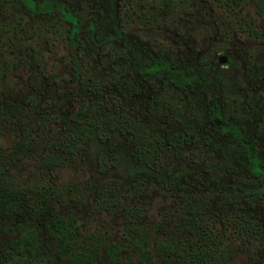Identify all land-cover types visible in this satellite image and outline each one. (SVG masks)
Here are the masks:
<instances>
[{"label":"rangeland","instance_id":"obj_1","mask_svg":"<svg viewBox=\"0 0 264 264\" xmlns=\"http://www.w3.org/2000/svg\"><path fill=\"white\" fill-rule=\"evenodd\" d=\"M61 1L79 21L74 49L65 22L0 0V257L27 218L29 264H264L263 14L251 0ZM134 55L190 67L189 84L146 76ZM214 107L231 122L221 137ZM240 138L254 156L231 169L218 143ZM194 199L205 206L181 225Z\"/></svg>","mask_w":264,"mask_h":264},{"label":"trees","instance_id":"obj_2","mask_svg":"<svg viewBox=\"0 0 264 264\" xmlns=\"http://www.w3.org/2000/svg\"><path fill=\"white\" fill-rule=\"evenodd\" d=\"M23 5L24 14L29 17L34 15H44L51 22L61 20L67 24L65 27V37L68 41L70 48L74 49L76 44L79 42L78 33L80 29L79 21L76 14L71 11L65 3L61 0H17ZM257 7V9L264 16V0H251ZM135 63L139 71L144 72L146 76H152L155 71H163L167 73L168 76L172 78H178L174 82L177 85L189 84V73L191 68L186 67L184 69L182 66L175 65L169 60L162 57H154L150 59H142L139 55H134ZM91 99V98H89ZM93 100V99H91ZM91 104V102L89 101ZM89 105H87L88 107ZM212 115L210 116V124L213 127V134L217 137H221L226 134V132L231 128V122H225L223 116L218 117L216 115L217 109H211ZM72 130L74 132H79L83 136H86L89 141L98 144V140L95 136L93 128L84 123H77ZM178 137V135H177ZM172 138L168 139V143H171ZM218 147L222 149L221 159L229 168L233 169L236 160L254 156L252 144L243 138L235 141L218 143ZM263 171L257 162H254L251 167V175L246 176L243 181L247 184L256 185L260 180V173ZM181 225H187L190 227L195 224L198 219V215L205 204L198 202L195 199L192 201H186ZM4 202L0 203V210L4 208ZM237 215H226L224 220H229L231 227L238 226L237 229H241V235L246 236L249 234H260L261 228L260 224L256 220H249L242 217L239 222H243V225H238L236 220ZM10 229L13 230L15 235L9 239V248L11 249L8 254L2 255L0 257V264H29L24 263L29 261L31 258V249L38 243L37 231L35 224L27 220V218L14 221L11 224ZM233 228V227H232ZM235 228V227H234ZM141 237V236H140ZM13 251V253H12ZM105 252L110 255H116L119 252V243L109 241L105 244Z\"/></svg>","mask_w":264,"mask_h":264},{"label":"water","instance_id":"obj_3","mask_svg":"<svg viewBox=\"0 0 264 264\" xmlns=\"http://www.w3.org/2000/svg\"><path fill=\"white\" fill-rule=\"evenodd\" d=\"M218 60H219L220 62H223V61H224V56H223V55L218 56Z\"/></svg>","mask_w":264,"mask_h":264}]
</instances>
